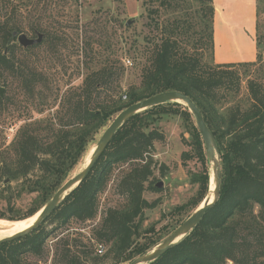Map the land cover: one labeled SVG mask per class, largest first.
Instances as JSON below:
<instances>
[{"label":"trees","instance_id":"trees-1","mask_svg":"<svg viewBox=\"0 0 264 264\" xmlns=\"http://www.w3.org/2000/svg\"><path fill=\"white\" fill-rule=\"evenodd\" d=\"M78 3L0 0V79L5 74L19 88V97L6 101L0 96V102L12 106L17 117L26 121L7 152L1 153L0 178L8 183L0 189V219L17 221L37 213L85 162L92 150L88 151L89 145L119 112L158 93L178 91L195 103L215 139L221 167L219 197L179 244L150 264H264V0H256L253 62H214L213 0H159L151 12L156 16L151 25L156 34L146 40L144 49L132 47L138 84L123 93L126 67L117 43H103L96 34L78 45L73 76L81 78L80 85L68 84L60 93L50 88L42 71L17 62L12 34H42L41 42L54 52L60 43L82 33L77 10L73 11ZM160 8L172 18L160 21ZM2 81L6 86V80ZM243 81L245 97L240 94ZM164 115L180 117L189 135L190 150L182 153L183 164L197 159L205 165L203 143L184 106L167 103L136 114L117 130L86 179L37 229L0 243V264H29L31 256L44 259V245L54 231L71 222H93L100 212L99 196L114 169L124 165L127 169L116 185L121 203L100 212L87 244L80 235L60 240L52 264H97V244H104L116 263H129L156 247L160 238L152 239L142 229L144 212L156 204L143 194L154 190L150 181L155 171L153 145L161 136L153 125ZM190 181L198 186L196 198L175 208L185 219L207 192L206 170L190 174ZM25 195H35L34 208L21 213L17 202ZM46 222L55 224L52 231H45Z\"/></svg>","mask_w":264,"mask_h":264},{"label":"rangeland","instance_id":"rangeland-1","mask_svg":"<svg viewBox=\"0 0 264 264\" xmlns=\"http://www.w3.org/2000/svg\"><path fill=\"white\" fill-rule=\"evenodd\" d=\"M158 4L159 0H79L77 8L75 7L73 10H77L79 30L82 31L79 38L70 37L64 43H60V48L54 52L50 51L49 45L42 42V44H38L39 46L36 45L27 51L19 46L16 41L15 45L19 48L15 49L16 60L23 66L27 65L31 69L42 71L46 75L47 81H50V88H55V90L63 93L68 84L79 86L81 83V78L73 76L78 64V45L81 46L85 37L98 34L103 43L112 44L113 41L117 43L116 49H119L118 55L124 61V65L125 60L131 62L130 66L125 65L126 74L122 81L124 93L128 86L139 82V70L134 67L133 62V48L137 50L144 49L147 46L146 40L156 34L151 26L152 20L156 16L151 12L156 10ZM158 11L160 21L172 18V15H169V11L166 9L160 8ZM75 14L72 13L71 16L74 17ZM57 19L63 21L61 17ZM220 31L221 33L225 32L222 26ZM25 35L29 39H36L33 33L26 32ZM106 40H109V42H106ZM7 78L4 74L0 79L2 99L6 101L7 98L19 97L18 84ZM2 80H6V86H3ZM240 94L243 97L246 96L245 81L242 82ZM13 109L5 101L4 103L0 102V157L1 153L7 152L6 150L17 129L26 122L24 117H17ZM32 117L39 118L35 113L32 114ZM153 129L161 136V139L154 142L153 145L152 159L155 163V171L150 181L152 183L151 188L154 190L148 189L144 192L143 198L156 205L153 209L144 212L142 229L144 232L148 230V236H151L152 239L160 238L161 242L186 218L178 215L175 208L187 205L197 196L198 186L191 183L190 174H204L206 170L208 187L202 202L210 197L213 177L211 164H208V162L201 165L197 159H192L183 164L181 156L182 153L190 150V146H188L190 138L184 131L180 117L161 116L154 123ZM100 134L101 132L89 145L88 151L95 147ZM88 158L74 169L71 176L79 173L86 166ZM126 169L127 166L125 165L114 169L104 193L99 196L100 212L107 206H117L121 203L122 199L116 192V185L120 173ZM2 186L3 182L0 178V189ZM34 199L35 195H25L18 200L17 206L21 213H26L34 208ZM2 208L3 203L0 202V209ZM100 212L93 222H71L67 227L54 231L44 245V259L31 256L28 259L29 264H52L55 247L60 240L67 237L74 238L80 235L82 242L87 244V240L91 236V230L100 221ZM6 216L10 215L7 214ZM54 225L46 222L43 227L46 232H49L52 231ZM93 242L91 241L90 244H93ZM103 246L105 252L102 256H96L97 264H128V262H113L107 252L108 248L104 244Z\"/></svg>","mask_w":264,"mask_h":264},{"label":"water","instance_id":"water-1","mask_svg":"<svg viewBox=\"0 0 264 264\" xmlns=\"http://www.w3.org/2000/svg\"><path fill=\"white\" fill-rule=\"evenodd\" d=\"M12 36L16 38L18 45L23 49L36 46L40 44L43 39V35L39 33L36 34V39H29L25 34L17 35L13 33ZM0 96L2 97V89H0ZM167 103H177L184 106L192 116L195 127L203 143L206 160L208 164H211L213 188L210 190V197L204 200L195 209V211L180 225H178L164 240H162L149 252L135 257L128 264H150L164 255L172 247L179 244V242H181L183 238L187 236L199 224L205 212L216 203L219 197L221 167L215 139L208 129L206 123L204 122L200 110L189 97L178 91H165L158 93L144 100L136 102L119 112L98 138L95 147L93 148V152L90 155L88 164L84 166V168L79 173L71 176L68 180H66L56 190L51 199L37 213L34 214H38V216L29 228L13 236L0 239V243L10 242L15 239L21 238L37 229L40 224L54 212L57 206L68 196V194L86 179V177L93 169L100 156L114 137L117 130L123 124H125L131 117L136 114ZM7 183L8 180L6 179L4 180L3 185ZM211 198L212 200L210 201Z\"/></svg>","mask_w":264,"mask_h":264},{"label":"crops","instance_id":"crops-1","mask_svg":"<svg viewBox=\"0 0 264 264\" xmlns=\"http://www.w3.org/2000/svg\"><path fill=\"white\" fill-rule=\"evenodd\" d=\"M213 9L214 62L255 61L256 0H213Z\"/></svg>","mask_w":264,"mask_h":264},{"label":"bare ground","instance_id":"bare-ground-1","mask_svg":"<svg viewBox=\"0 0 264 264\" xmlns=\"http://www.w3.org/2000/svg\"><path fill=\"white\" fill-rule=\"evenodd\" d=\"M93 152V149L90 151L89 158L91 153ZM88 158V162H89ZM87 162V164H88ZM86 164V165H87ZM213 188V187H212ZM212 198L210 199V201ZM202 206V205H201ZM38 214L28 218V219H23V220H17V221H7V220H0V239L13 236L17 233H20L27 228H29L34 221L36 220Z\"/></svg>","mask_w":264,"mask_h":264},{"label":"built area","instance_id":"built-area-1","mask_svg":"<svg viewBox=\"0 0 264 264\" xmlns=\"http://www.w3.org/2000/svg\"><path fill=\"white\" fill-rule=\"evenodd\" d=\"M125 65H129L130 66L131 62L129 60H125ZM123 99H125V97H123ZM95 249H96V254L98 256H102L104 254V252H105V248H104V246L102 244H97L95 246Z\"/></svg>","mask_w":264,"mask_h":264}]
</instances>
